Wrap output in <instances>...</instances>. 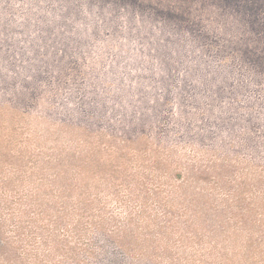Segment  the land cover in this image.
<instances>
[{"label":"trees","instance_id":"1","mask_svg":"<svg viewBox=\"0 0 264 264\" xmlns=\"http://www.w3.org/2000/svg\"><path fill=\"white\" fill-rule=\"evenodd\" d=\"M94 4L100 6H95L98 17L122 21L126 30L141 26L143 80L155 90L154 102H171L169 121L190 117L201 102L236 106L231 118H247L256 142L249 155V190L234 186L222 192L229 182L222 175L231 174L233 165L206 163L197 148L204 138L191 132L186 139L169 132L167 124L149 132L153 137L121 132L110 135L114 147L97 152L85 134L77 146L32 173L37 178L31 181L25 224L8 238L0 230V242L39 247L48 261L53 257L61 264L84 258L141 264L153 261L151 248L180 246L182 240H196L193 233L234 234L240 231L235 227L264 225V0ZM190 139L195 146L188 145Z\"/></svg>","mask_w":264,"mask_h":264},{"label":"rangeland","instance_id":"2","mask_svg":"<svg viewBox=\"0 0 264 264\" xmlns=\"http://www.w3.org/2000/svg\"><path fill=\"white\" fill-rule=\"evenodd\" d=\"M94 0H0V230L3 237L25 224L32 173L49 158L81 143L93 150L112 148L121 132H185L204 138V161L233 165L222 192L249 190V157L254 132L224 102L197 104L193 115L167 119L171 102L153 101L155 90L143 80L146 52L133 24L94 14ZM184 59H181L183 62ZM148 69L155 66L149 62ZM141 94L143 97H141ZM204 108V113L201 111ZM192 113V111H191ZM170 122V123H169ZM195 146L196 140H188ZM200 145V142H199ZM259 145V144H257ZM217 158V159H216ZM232 187V188H231ZM246 191V192H247ZM242 217H237L238 222ZM255 219V217H254ZM260 219V218H256ZM21 222V224L19 223ZM230 232L193 233L180 246L151 248L152 262L141 264H264V225ZM249 226V227H248ZM23 229V228H21ZM189 238V237H186ZM31 248V247H30ZM0 242V264H61L39 247ZM132 262V261H130ZM66 264H96L74 259Z\"/></svg>","mask_w":264,"mask_h":264}]
</instances>
